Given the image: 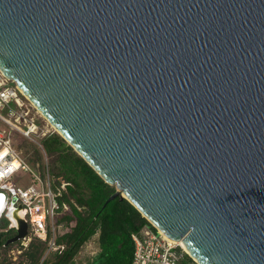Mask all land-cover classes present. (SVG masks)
<instances>
[{
    "label": "water",
    "instance_id": "1",
    "mask_svg": "<svg viewBox=\"0 0 264 264\" xmlns=\"http://www.w3.org/2000/svg\"><path fill=\"white\" fill-rule=\"evenodd\" d=\"M0 70L107 203L197 264H264V0H0Z\"/></svg>",
    "mask_w": 264,
    "mask_h": 264
},
{
    "label": "trees",
    "instance_id": "2",
    "mask_svg": "<svg viewBox=\"0 0 264 264\" xmlns=\"http://www.w3.org/2000/svg\"><path fill=\"white\" fill-rule=\"evenodd\" d=\"M43 144L47 152L57 154L59 173L68 184L65 190L59 181L52 187L60 192L59 204H67L71 213L61 218L67 223V228L58 241L66 246L41 262L44 242L35 238L27 251L30 263L69 264L80 247L98 234L100 250L93 264H131L135 250L132 234L152 224L126 198L118 196L107 203L115 192V186L105 182L58 133L44 138ZM9 225L10 220L4 217L6 230L0 231V250L5 249L8 237L15 233ZM184 263L197 264L188 254Z\"/></svg>",
    "mask_w": 264,
    "mask_h": 264
},
{
    "label": "built area",
    "instance_id": "3",
    "mask_svg": "<svg viewBox=\"0 0 264 264\" xmlns=\"http://www.w3.org/2000/svg\"><path fill=\"white\" fill-rule=\"evenodd\" d=\"M39 114H41L39 110L16 83L0 70V195L3 196L0 231L5 230L3 218L7 217L10 220L11 209L18 204L22 205L20 212L27 222L30 225H39V228L33 227V231L22 238L20 242L22 247L17 250L19 255L28 251L34 238L42 237L40 228L44 231V237L48 236L44 227L47 223L51 225L55 235V217L64 206L68 208L67 204H59L57 198L60 192L55 191L50 183L46 187L41 185L39 175L30 169L21 152L15 147L16 135L34 138L40 133L46 134L38 124ZM20 170L31 171L33 180L40 185L30 183L26 186H17L11 183L10 178ZM13 198H16L15 203L12 201ZM9 226L14 228L11 220ZM132 239L135 250L131 264H185L186 250L153 225H146L139 232L133 233ZM22 263L25 264V259Z\"/></svg>",
    "mask_w": 264,
    "mask_h": 264
},
{
    "label": "rangeland",
    "instance_id": "4",
    "mask_svg": "<svg viewBox=\"0 0 264 264\" xmlns=\"http://www.w3.org/2000/svg\"><path fill=\"white\" fill-rule=\"evenodd\" d=\"M38 124L45 131L46 134L40 133L39 136L34 138H22L19 135H16L15 138V147L21 152L22 157L24 158L27 165L37 173L41 179V185L45 187L50 183L53 185L54 182L59 181L60 187H66L68 182L62 174L59 173L58 163L56 161L57 154H51L46 151L43 139L57 133L55 128L44 118L42 114L38 115ZM33 173L29 170H20L10 178V182L14 183L17 186H26L28 184L39 183L33 180ZM50 178V179H48ZM40 185V183H39ZM66 189V188H65ZM71 213V209L68 206H65L60 210V212L55 217L56 222V233L53 234L51 225L47 223L46 232L48 236L45 238V234L42 228L39 232L42 237L40 238L44 242V251L40 256V261L42 262L47 256H53L60 248H64L66 244L60 243L58 238L63 234L67 228V223L62 221V216ZM64 224V226H63ZM61 225V226H60ZM31 231L33 227L39 228V225H30ZM43 227V226H42ZM6 230V228H5ZM35 239V238H34ZM33 239V240H34ZM32 240V241H33ZM53 242H56L55 245H52ZM20 243H14L9 245L6 249L2 248L0 250V264H23L22 260L25 259V264H31L28 258V253H23L19 255L17 250L21 248ZM99 241L98 234H95L92 238L86 241L75 254L74 258L69 264H93L95 256L98 254ZM14 252V253H13ZM16 259L14 260V258ZM14 262V263H12ZM40 262V263H41Z\"/></svg>",
    "mask_w": 264,
    "mask_h": 264
},
{
    "label": "flooded vegetation",
    "instance_id": "5",
    "mask_svg": "<svg viewBox=\"0 0 264 264\" xmlns=\"http://www.w3.org/2000/svg\"><path fill=\"white\" fill-rule=\"evenodd\" d=\"M64 190H65V188L66 187H62ZM28 223V222H27ZM8 227H10V226H8ZM30 230H31V226H30V224L28 223V228H27V235L30 233ZM16 235V231H15V233H13L11 236H9L8 237V239H7V242L5 243V249L9 246V245H11V244H14V243H20L21 241H22V239H19V240H17V241H15V242H10V243H8V241L12 238V237H14ZM26 235V236H27Z\"/></svg>",
    "mask_w": 264,
    "mask_h": 264
},
{
    "label": "bare ground",
    "instance_id": "6",
    "mask_svg": "<svg viewBox=\"0 0 264 264\" xmlns=\"http://www.w3.org/2000/svg\"><path fill=\"white\" fill-rule=\"evenodd\" d=\"M15 164H18V162H15ZM2 207H3V196L2 195H0V211H1V209H2ZM23 214V213H22ZM16 221H13L12 223L14 224ZM168 237V236H167ZM185 250H187L186 249V247L184 246V244H183V242L182 241H179L178 242Z\"/></svg>",
    "mask_w": 264,
    "mask_h": 264
}]
</instances>
